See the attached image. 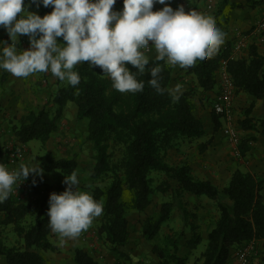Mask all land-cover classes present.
Segmentation results:
<instances>
[{
	"label": "trees",
	"instance_id": "trees-1",
	"mask_svg": "<svg viewBox=\"0 0 264 264\" xmlns=\"http://www.w3.org/2000/svg\"><path fill=\"white\" fill-rule=\"evenodd\" d=\"M195 1V0H193ZM255 7L264 0H247ZM22 43L29 44L26 36ZM230 46H221L219 52L208 61L187 69L197 79L198 88L211 92L218 86L223 63L237 93L261 101L264 112V56L255 47L250 48L248 58H232ZM161 87L169 89L172 66L163 61ZM152 63L147 67H151ZM129 69L137 71L131 65ZM81 78L76 87L68 84L59 89L50 104L39 112H30L11 128V134L21 146L32 141L42 145L58 132L68 103L78 109V121L87 122V143L93 153V175L81 185V191L89 192L103 205V214L94 219L98 238L119 256L115 264H135L133 259L120 251L130 240L128 213L130 210L145 212L156 193L170 194L171 201L164 202L159 212L147 218L142 225V236L148 242L157 239L162 228L178 211L184 222L193 214L184 206L183 197L190 194L197 199L212 201L218 210L214 228L209 232L207 245L202 254L203 264H229L232 251L242 250L251 243L263 242L261 262L264 264V179L249 173L236 171L228 185L219 188L210 180L194 177L192 168L184 163L171 165L167 162L170 150L181 141H194L208 132L205 123L197 118V89L182 92L178 101L165 92L161 95L148 80L150 74H137L144 82L138 93H121L112 87V81L100 67L90 68L88 62L74 68ZM251 108L240 122L243 130H254ZM222 119L212 112V126L218 132ZM221 122V123H220ZM264 130V116L260 121ZM8 151L0 137V163L6 165ZM44 172L60 171L64 176L77 172L76 160L59 159L47 153L39 159ZM154 175L163 177L157 187ZM35 179V184L33 180ZM28 188L23 191L39 194L48 188L44 179L29 177ZM22 192V193H23ZM21 193V194H22ZM20 194V195H21ZM20 195L10 193L0 203V228H12L13 244L5 243L0 233V257L6 264H47L46 253H56L59 248L51 241L48 222L49 198L42 197L39 205L25 201ZM127 198V200H126ZM192 247L197 248L201 237L196 225L190 226ZM179 236V235H177ZM177 236L168 237V248L154 247L159 264H186L178 256ZM65 264H103L83 248H76Z\"/></svg>",
	"mask_w": 264,
	"mask_h": 264
},
{
	"label": "clouds",
	"instance_id": "clouds-1",
	"mask_svg": "<svg viewBox=\"0 0 264 264\" xmlns=\"http://www.w3.org/2000/svg\"><path fill=\"white\" fill-rule=\"evenodd\" d=\"M117 0H0V27L11 43L0 42V69L17 78L35 73H51L71 86L81 78L74 68L88 62L100 67L121 93H138L144 82L137 74H150V86L173 100L182 95L179 85L161 87L162 67L158 63L189 69L213 58L225 43L226 34L215 20L197 11L175 10L171 0H123V8L114 10ZM156 4L164 5L153 11ZM31 5L53 10L41 17L28 11ZM26 36L30 47L18 52L15 43ZM151 42V45H150ZM155 49V58L146 53ZM150 62L151 67H147ZM131 65L137 71L129 69ZM34 174L41 179L44 169L37 160L31 165L10 171L0 163V203L14 188ZM35 184V179L33 180ZM67 188L49 198L48 225L58 234L61 245L76 240L87 231L95 218L103 214V205L85 191L79 190L77 173L65 176Z\"/></svg>",
	"mask_w": 264,
	"mask_h": 264
},
{
	"label": "crops",
	"instance_id": "crops-1",
	"mask_svg": "<svg viewBox=\"0 0 264 264\" xmlns=\"http://www.w3.org/2000/svg\"><path fill=\"white\" fill-rule=\"evenodd\" d=\"M27 2L28 0H26V3ZM208 5H212L211 10H208ZM170 6L174 10L178 6H183L186 12L194 10L215 20L217 27L226 34L225 43L222 47L230 46L232 58H248L251 47H255L258 54L264 56V28H262L264 5L253 7L247 0H171ZM163 7L164 5L156 4L153 7V11L161 10ZM52 10L51 7L44 8L42 5L39 7L31 5L28 8V11L34 12L41 17L49 14ZM114 10L120 11L121 8L115 4ZM22 38L23 36L20 37L19 42L15 43L18 52L24 50ZM0 42L11 43L7 32L2 27H0ZM237 43H243V48L240 51L233 52V48ZM3 47L4 45H0V49ZM147 55L154 59L156 55L155 49L153 48L152 52ZM80 65H82V63L77 66ZM68 84L66 80L60 81L50 72L35 73L27 78H17L9 72L0 69V135H4L2 134L3 132L7 133V135H5V144L3 143L6 148L10 143L17 144L15 137L10 132L11 123L27 116L30 112L44 110L48 104L52 107L53 105L50 102L53 100L58 90L67 87ZM177 85L180 86L182 92L192 88H198L197 79L194 75L188 74L185 69L172 66L169 90ZM220 94V76L218 77V86L214 91L203 92L201 89H197L198 98H202L204 101L208 100V102H206V107L211 106V110L215 100ZM250 108L252 112L251 117L256 128H254V130H243L240 126V122L246 118L245 113ZM232 109L235 121H238L237 128L243 141L241 146L247 147L248 144L252 146L251 151L245 158L241 159L238 157L239 159H237L233 148L223 137L221 129L218 132L214 130L212 126V114H205L207 118L203 120V122L208 124V132L206 135L194 140L196 141L195 143L194 141L186 142L190 143L187 146L192 150V155L196 150L200 155H206L207 157L196 156L198 161H196V159L192 161V158L189 156L190 152L186 149L182 151L184 153L182 155L186 157L185 159L192 168L194 177L198 180H210L213 182L215 178L219 177V179H222L223 182H226L228 185L232 175L236 171L249 173L264 179V130L260 124L264 116L263 103L244 93H237L232 101ZM77 115V106L74 103H68L63 119L58 126V132L51 137L53 141L52 148L61 151L63 148L83 149L84 147L90 146L86 140L88 134L87 122L78 121ZM226 170H228V172ZM229 171H231V173H229ZM193 197L194 196L190 194L184 196L186 200ZM51 234H53V232H51ZM207 239L208 236L206 239L202 237V240L207 241ZM93 242L99 243L96 239L94 240L89 233L82 232L81 237L76 240H69L63 245L58 241L55 245L59 248V253L62 252V246L67 250H70L71 247L76 249V245L82 244L87 248H92ZM2 263L6 264V260L0 257V264ZM55 264H59V262Z\"/></svg>",
	"mask_w": 264,
	"mask_h": 264
},
{
	"label": "rangeland",
	"instance_id": "rangeland-1",
	"mask_svg": "<svg viewBox=\"0 0 264 264\" xmlns=\"http://www.w3.org/2000/svg\"><path fill=\"white\" fill-rule=\"evenodd\" d=\"M197 106H196V116L197 118L201 119L202 121L205 120L207 117L205 114L211 115L212 110L211 106L206 107V102L208 100L204 101L202 98H198L197 96ZM209 110V111H208ZM207 111V113H206ZM235 118V116H234ZM19 119L11 123V128L13 124L15 123L17 125ZM235 124L237 126L238 121H235ZM208 126V124H205ZM10 128V129H11ZM261 128V127H260ZM260 131V130H259ZM11 132V131H10ZM261 132V131H260ZM4 135H0L2 138V143L5 144V135L7 133H2ZM16 139V138H15ZM196 141H194L195 143ZM17 143V139H16ZM188 142H179V144L173 149L170 150L167 158V162L171 165H180V164H190L185 159L186 157L183 156L184 154L182 151L183 149H186L190 152L189 156L192 158V161L196 159L198 161L196 156L201 157H207L206 155H200L195 150V153L192 155V150L188 148ZM53 141L52 138L49 142H47L45 145L41 144L37 141H32L28 146H21L19 143L17 144H8L7 148L5 146V149L7 151L10 150H21L25 154V159L22 162L18 163H12L9 165L8 169L10 171H14L19 169L21 166L24 165H31L36 160L39 162V159L46 155L47 153H53L56 157L59 159H68L71 160L72 158L77 161L79 168L77 170V178L79 180V190L81 191V185L84 181L90 180V178L93 175V153L91 151L90 146L81 148H63L61 151L57 150L55 148H52ZM252 145V144H250ZM249 147V148H248ZM252 146H249L247 144V147L240 146L239 158H245L248 153H250ZM234 150V149H233ZM199 152V150H198ZM184 158V159H183ZM237 157V159H239ZM228 172V170H226ZM231 173V171H229ZM224 174V173H223ZM222 174V175H223ZM29 177H39L35 176L34 174L30 175ZM29 177L27 180L23 182L29 183ZM42 179L46 182L47 189L43 188L41 189V192L39 194H30L26 192H23L20 196L25 201H31L32 203H36V205H39V203L42 200V197H50L52 193L60 194L64 192L67 188V185L64 184L65 176L60 172L56 171L54 173H47L44 172ZM155 184L154 186L157 187L160 185V182L163 181V177H160L159 175H154ZM218 180V181H217ZM214 182V183H213ZM213 184L216 185L219 188H224L227 186L226 182H223L222 179H219V177L215 178L213 180ZM222 182V183H219ZM22 184V183H21ZM25 191V190H24ZM152 204L151 206L145 211V212H137L134 210H130L128 213V220H129V231H130V240L129 243L120 248V251L124 252L126 255L130 256L133 259V262L135 264H159V259L156 254H154V247L158 248H168L169 245L168 237L170 236H177L179 238L178 246H179V252L178 256L181 259H185L186 264H203V258L202 254L205 251L207 241L202 240L203 238H207L209 232L214 228L215 221L218 217V210L216 205L207 199H197L196 197H193L191 199H185L183 197V203L186 209L189 211V213L193 214L192 217H190L189 221L186 223L182 219V215L175 211L172 215L171 220L164 225L162 228L161 233L157 237L156 240L152 242H148L145 240L142 236V225L143 222L151 217L156 215L161 205L164 202L171 201L170 194L163 195L161 193H156L152 196ZM127 200V198H126ZM196 225L197 227V233L201 237V243L197 246V248L192 247L190 245V241L193 237V233L190 229V226ZM96 227L97 224L93 221L91 227L85 231L90 234V236L97 242H93L92 248H87L84 244L82 245H76L77 248H83L85 251H87L93 258H95L97 261L103 264H115L118 261L119 256L113 252L110 251L108 247L105 246V244L98 238L96 234ZM1 238L2 240L7 244H13L15 242V235L13 234L12 228H6L3 230L0 228ZM81 237V236H80ZM51 241L53 243H58L59 236L57 234H51ZM69 241V240H68ZM62 252H56V253H46V259L47 264H65L70 261L75 248L71 247V249L67 250L64 246L61 247ZM239 250L232 251V259L229 262V264H239L238 261V254ZM262 242L253 244V251L252 255L249 258L248 264H262L261 258H262ZM5 264V263H2Z\"/></svg>",
	"mask_w": 264,
	"mask_h": 264
},
{
	"label": "built area",
	"instance_id": "built-area-1",
	"mask_svg": "<svg viewBox=\"0 0 264 264\" xmlns=\"http://www.w3.org/2000/svg\"><path fill=\"white\" fill-rule=\"evenodd\" d=\"M116 5L120 6L121 10L123 8V0H117ZM208 10L212 9V5H208ZM262 28H264V16L262 20ZM24 44V50H28L30 45ZM243 43H237L233 52H237L242 50ZM152 52L148 51L146 54H150ZM221 79V94L215 100L213 104L212 111L222 119V128L221 133L227 143L234 149V152L237 157H240L239 148L242 145V137L241 134L235 124L234 112L232 109V101L236 95V89L233 85V82L226 72V63H223V67L220 73ZM25 159V154L21 150H10L8 151V159L6 162V166L9 167L12 163L22 162ZM28 186L25 184H20L17 190H13V195H20L24 190H26ZM253 244L251 243L248 247L240 250L237 254L239 264H248L249 258L252 255Z\"/></svg>",
	"mask_w": 264,
	"mask_h": 264
}]
</instances>
